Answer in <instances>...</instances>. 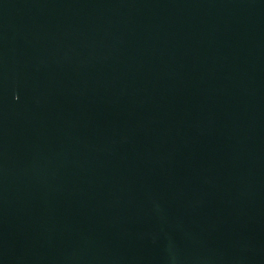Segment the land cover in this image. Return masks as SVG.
Instances as JSON below:
<instances>
[{"label": "water", "instance_id": "1", "mask_svg": "<svg viewBox=\"0 0 264 264\" xmlns=\"http://www.w3.org/2000/svg\"><path fill=\"white\" fill-rule=\"evenodd\" d=\"M0 264H264V0H0Z\"/></svg>", "mask_w": 264, "mask_h": 264}]
</instances>
